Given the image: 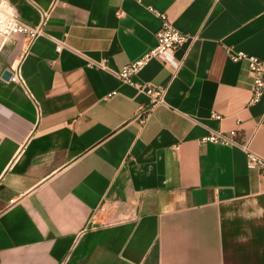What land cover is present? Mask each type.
<instances>
[{"label":"crops","instance_id":"0c3cea01","mask_svg":"<svg viewBox=\"0 0 264 264\" xmlns=\"http://www.w3.org/2000/svg\"><path fill=\"white\" fill-rule=\"evenodd\" d=\"M10 2L32 25L50 15L29 46L0 38V264H264L244 148L264 157V97L249 103L230 56L264 59V0ZM150 7L198 35L134 76L167 87L157 105L115 73L156 45ZM212 130L236 143L203 142Z\"/></svg>","mask_w":264,"mask_h":264},{"label":"built area","instance_id":"2783aa9c","mask_svg":"<svg viewBox=\"0 0 264 264\" xmlns=\"http://www.w3.org/2000/svg\"><path fill=\"white\" fill-rule=\"evenodd\" d=\"M141 2L142 0H135ZM160 20L161 27L156 32V45L147 51L139 59L130 62L118 70L116 75L124 82L134 85L139 90L147 93L152 99V105L165 103V95L167 87L154 86L152 84H138L134 81V76L139 74L145 66L153 59L159 58L170 52L178 50L186 42L198 38V35L192 36L190 34L178 30L167 13L149 8ZM122 13H119L121 15ZM50 15V11L42 12V20L37 25H32L25 22L19 17L15 7L10 0H0V38L7 41L15 35H23L26 45L29 46L39 36L44 34V26ZM65 43L58 41L57 51L60 52L64 48ZM233 61H246L250 75L252 77V96L250 104L258 103L264 97V59L257 56L246 54L245 52H230ZM92 67H99L108 70L105 61L89 62ZM13 81L19 79L17 73H12L10 78ZM110 94L109 96H111ZM141 122H145L147 118L146 112L139 114ZM214 117L221 118V115L214 113ZM237 130H232L228 133L211 131L203 142L233 144L236 143ZM247 155V164L251 169H257L264 180V157L252 151L248 145L244 146Z\"/></svg>","mask_w":264,"mask_h":264},{"label":"water","instance_id":"95a60500","mask_svg":"<svg viewBox=\"0 0 264 264\" xmlns=\"http://www.w3.org/2000/svg\"><path fill=\"white\" fill-rule=\"evenodd\" d=\"M12 76V72L10 70H5L3 73V78L4 79H10Z\"/></svg>","mask_w":264,"mask_h":264}]
</instances>
